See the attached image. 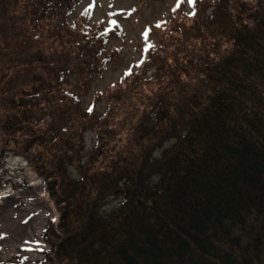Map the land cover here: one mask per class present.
<instances>
[{"label":"trees","instance_id":"trees-1","mask_svg":"<svg viewBox=\"0 0 264 264\" xmlns=\"http://www.w3.org/2000/svg\"><path fill=\"white\" fill-rule=\"evenodd\" d=\"M77 1L0 0V143L41 171L61 213L42 261L0 264H264V0L174 3L99 113L52 93L68 74L88 86L103 69L112 31L88 27L76 41ZM27 69L22 86L40 70L51 113L16 103L11 80ZM87 128L97 140L79 166ZM114 190L120 206L102 215Z\"/></svg>","mask_w":264,"mask_h":264},{"label":"rangeland","instance_id":"rangeland-1","mask_svg":"<svg viewBox=\"0 0 264 264\" xmlns=\"http://www.w3.org/2000/svg\"><path fill=\"white\" fill-rule=\"evenodd\" d=\"M13 1L21 7L20 0ZM177 1L179 0H78L73 14L68 17V22L71 23L69 27H72L76 32V41L82 40L88 27L112 29L111 36H108L105 43V53L102 57L103 69L94 76L92 81L88 82V86H86L88 79L80 80L75 72L68 74L64 77L63 83L52 85L54 87L53 91L51 90L52 93L60 97L59 91L68 92L78 98L81 110H86L92 103H96V111L101 112L106 106L105 93L119 81L124 70L137 60L142 33L150 25L168 17L171 8ZM29 2L30 0H25V4H29ZM25 4L22 12L19 10L18 16L25 13ZM207 13L210 14V11L208 10ZM23 24L19 20V31L31 28L29 25ZM37 36H40L39 33ZM69 48L73 49V46L70 44ZM15 53H21V50ZM23 55L26 58L30 57L31 49ZM23 55L14 57L13 61L16 63L24 61ZM28 71L29 69L24 70L17 78L11 80V82H15L19 79L16 88L11 92H15L13 97L16 103L18 105L37 103L42 110L46 111L45 113H51L54 110L52 101L44 100L47 102H43L40 98L41 87H38L41 85L40 70L34 72L33 82H28L26 87L22 86L27 81L25 78L29 80ZM36 80L40 81L39 84ZM3 101L2 98L0 110L2 105L5 106ZM24 113L32 121H41V113L39 111L33 113L31 106H28ZM58 125L59 122L55 124V128ZM81 136L82 141H75L78 150L81 149V143H83L79 155V166L85 165L97 140L96 132L89 128L81 130ZM70 156L71 154L68 157ZM31 167L26 156L19 155L18 152H10L8 146L0 143V173L7 171L6 175L0 174V249L3 248V252L0 251L1 260L8 261L12 255L23 253L22 249L37 248L38 245L35 242L41 239L40 236L46 227L47 220L61 216L60 208L55 202L54 191L41 176V171ZM68 171L73 178L80 176V171L73 166H70ZM12 173L13 176H11ZM25 178L29 182L27 188L19 184ZM10 180L13 181L9 185L7 182ZM11 189L16 191L15 195ZM8 195L11 196L8 197ZM121 195L120 192L114 190L112 196L102 204L100 213L102 215L114 213L122 201ZM37 211H41V216L36 217ZM255 225L258 227L257 224Z\"/></svg>","mask_w":264,"mask_h":264},{"label":"snow or ice","instance_id":"snow-or-ice-1","mask_svg":"<svg viewBox=\"0 0 264 264\" xmlns=\"http://www.w3.org/2000/svg\"><path fill=\"white\" fill-rule=\"evenodd\" d=\"M113 23H115V22H113Z\"/></svg>","mask_w":264,"mask_h":264}]
</instances>
